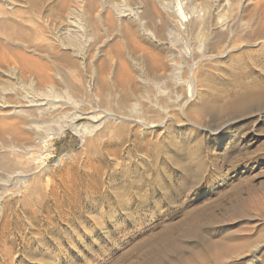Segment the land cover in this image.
<instances>
[{
  "label": "rangeland",
  "instance_id": "1",
  "mask_svg": "<svg viewBox=\"0 0 264 264\" xmlns=\"http://www.w3.org/2000/svg\"><path fill=\"white\" fill-rule=\"evenodd\" d=\"M135 1L95 0L93 16L100 11L104 25L113 26L117 9H134ZM181 1L172 4L176 8ZM88 2L0 0V43L8 42L7 35L21 40L37 50L35 55L53 77L62 66L67 76L82 70L77 76L85 81L106 57L109 44L125 41L117 33L121 26L136 33L128 39L139 37L141 45L150 46L141 39L140 22L131 10L120 27L117 22L113 26L111 38L96 17L100 26L93 22V31L73 23L69 12L77 6L86 9ZM211 5L210 26L225 33L222 26L229 22L236 34L234 40L221 39V51L224 46L234 50L211 64L202 98L188 105L189 113L174 112L154 133L132 126L100 138V143L91 141L93 137L82 141L67 130L42 143L40 155L45 158L41 156L43 173L36 189L33 184L28 189L0 184V264H264V44L259 41L264 37V0H212ZM68 26L78 28L80 38L71 37ZM55 38L68 42V49ZM42 44L53 45L54 52ZM90 46H100V51ZM150 50L164 56L168 51L164 43ZM137 52L136 62L152 70ZM54 56L62 65L53 64ZM68 57L75 58L76 71L66 66ZM193 103H201L205 112L195 110ZM88 121L97 122L83 118L80 123ZM2 147L0 142V151ZM3 171L0 177L5 178Z\"/></svg>",
  "mask_w": 264,
  "mask_h": 264
},
{
  "label": "bare ground",
  "instance_id": "2",
  "mask_svg": "<svg viewBox=\"0 0 264 264\" xmlns=\"http://www.w3.org/2000/svg\"><path fill=\"white\" fill-rule=\"evenodd\" d=\"M89 1L91 2L92 0ZM94 1L95 0L91 3L88 2L86 9L82 7L78 8V6L75 7L69 12V19L76 25H81L86 29H91L93 22L94 24L97 22V25L100 22L104 29L102 32L111 38V36H109L111 30L112 34L116 33L113 26L116 25V22V26H118V24L121 26L124 20L123 16H127V10H131L130 12H134L132 14H134L137 21L140 22V28H136H139L138 31L140 30L139 35H141V39H145L150 46H146L147 44L145 45V43V46L141 45L139 37L128 39L129 36L133 35V32H131L132 30L127 31L131 28H127L126 30L123 26H118L120 28L117 30V33L120 31V38H126L125 41L122 42L120 40L109 44L110 48H108V50H104L103 48L104 52H107L105 55L106 57H104L105 59L103 58L98 68L94 63L95 67L93 68L92 74L90 73L92 76L88 77V80H90L89 78H91V80L85 81V78L81 79L83 75L81 78L78 77L81 72H83L81 69L79 75L76 74L72 77L67 76L64 69L63 71L65 74L62 73V75L60 73L63 72L60 71L62 66L59 69L60 72L57 70L58 68H56L58 72L55 71L56 74L53 77L50 74L51 71H46L48 66L44 65V62L42 63L43 60L35 55L38 54L36 49L30 48V46H27L21 40L15 41V39L7 35L6 40L10 43H5V41L0 43V66L4 68H0V76H5L6 78L3 80L0 79V142L4 149V151H0V166L2 167V171L5 170L6 172H3L7 174L5 178H2L4 175L0 177V184L3 186L12 183L19 188L28 189V187L31 188L32 186L30 185L33 184L36 189V184L39 183L41 173H43L42 166L44 163L42 157L44 156L40 155L42 143L50 141V139H53L55 136L63 135L67 130H71L80 136L82 141L88 137H93L92 139L89 138L91 141H98L104 136L109 137L108 134L117 135L132 126H138V128L146 126L151 133H154L159 128L163 127L169 119L173 118L174 112L177 113V111H179L182 114L189 113L191 110L187 112L188 105L198 97L202 98L200 97L202 95L201 90L204 88H202V86L205 85L203 82H207L205 79L208 76L207 73L209 72L207 71H209L208 69L211 67V64L226 57L234 50L233 47L226 48V46H224V49L221 51V48L218 46L223 41H221L222 38L228 36L232 39L231 37L235 36L236 30L234 31V29L228 25L229 22H226L228 24H226L225 27L222 26L225 33H220V31L214 30L213 26H210L209 17L212 11V0H184V3L182 1L178 2L176 8L172 4L173 0L169 3L166 2L167 0L165 2L162 0H137L138 3L135 2L138 7L134 9H131V5H129L131 6L130 10L125 6V9H117L116 19L118 21L111 22L108 20H113V18H107L108 20H106V22L108 23L105 22L106 24L110 22V24H115L113 26L107 25L108 27L104 25V15L102 16L101 13L99 14V10V12L93 16L96 8V6H93L96 5ZM132 5L134 6V4ZM93 19L99 20V22ZM125 24L129 26V24ZM72 26H68V33L71 37L74 36L73 38H80L78 36L79 30L76 28L77 26H75L76 29H73L74 27L72 28ZM98 26H100V24ZM98 28L95 30H98ZM242 28H244V26ZM91 30L93 31V29ZM102 32L98 34L101 35ZM95 33L97 32L95 31ZM82 34L84 35V33ZM246 34L247 33H245L243 37H245ZM70 35L67 37L69 38ZM135 35L136 33H134L133 36ZM250 35L252 34L250 33ZM257 37L259 40V35ZM96 38H98L97 34ZM112 38H114V36ZM51 40L54 41L53 39H50V41ZM55 40H57L58 45L67 47L68 42L66 44L64 40L57 38H55ZM88 40H90V38H88ZM232 40H234V38ZM261 40L263 42L262 44H264V37L259 41ZM98 41L101 43V40L98 39ZM240 41H242V39ZM92 42H94L93 39ZM233 42L232 44L230 43L231 46ZM107 43L109 42L106 41L104 44L107 45ZM155 43H164L167 45L168 51L166 56H164L160 50L158 54H154V52H152L154 50H150ZM10 44L14 46V48H8ZM52 44L55 46L54 43ZM90 44L92 45V43ZM43 45L44 44H42V46ZM49 45L50 47L45 45L49 48L48 50L51 48V44ZM53 45L51 48L52 50L54 49ZM69 45H71V43H69ZM82 46H84V44ZM82 46L80 47L82 48ZM92 46H90V48H96ZM43 47L41 48L42 51ZM80 47L78 48L81 50ZM85 47L86 45L84 48ZM6 48L9 50H5ZM57 48L55 49L56 52ZM99 49L100 46L96 48L97 51H100ZM48 50L46 53H50ZM84 50L86 51L87 48ZM137 51L141 52L142 64L145 65L146 62V68L152 65V70H146L141 63L136 62L137 57L133 55ZM51 52H54V50ZM67 52H65V55L69 56V52ZM87 52L90 53V50ZM57 54H59V52ZM62 54L63 53H61V56L65 57ZM135 54L138 56V52ZM72 56L74 57V54ZM72 56L70 55V58ZM54 57L57 62L55 61V63H52L56 65V63L58 64L60 61L56 59V56ZM138 57L140 58V55ZM66 58L64 59L66 60ZM70 58L66 60L67 65L66 63L65 65L75 69L76 64L73 60L75 58ZM148 58L150 59L149 64L147 62ZM53 59L52 61H54ZM94 59L96 58L93 57L92 60ZM82 64H84V62H82ZM40 67L44 70H40ZM64 67L65 66H63V68ZM91 67L93 66L89 65L90 69H92ZM82 69L84 70V65ZM76 70L77 69H75V71ZM145 70L148 73H146ZM78 71L76 73H78ZM103 71H109V76L106 74V76H104L102 74ZM183 73H187V78L185 80L184 78L183 80L181 79ZM70 74L72 75L71 72ZM55 76L57 79H55ZM137 76H139L141 81H137ZM92 80L95 84H92ZM182 89H185V91ZM200 104L197 106L193 103V105L197 106L195 110L199 112L202 111L203 113L205 106L203 108L202 104ZM83 118H89L97 122H90V120L80 123V120ZM100 143H103L101 139ZM92 144L90 145L92 146ZM86 146H88V143ZM29 191L30 190H28V192Z\"/></svg>",
  "mask_w": 264,
  "mask_h": 264
}]
</instances>
